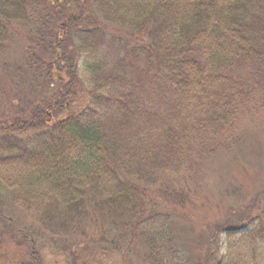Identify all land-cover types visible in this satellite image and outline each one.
Listing matches in <instances>:
<instances>
[{
  "label": "trees",
  "instance_id": "obj_1",
  "mask_svg": "<svg viewBox=\"0 0 264 264\" xmlns=\"http://www.w3.org/2000/svg\"><path fill=\"white\" fill-rule=\"evenodd\" d=\"M18 39L51 92L0 124V264L45 237L68 264H264V197L205 229L178 187L264 109V0H0V58Z\"/></svg>",
  "mask_w": 264,
  "mask_h": 264
},
{
  "label": "rangeland",
  "instance_id": "obj_2",
  "mask_svg": "<svg viewBox=\"0 0 264 264\" xmlns=\"http://www.w3.org/2000/svg\"><path fill=\"white\" fill-rule=\"evenodd\" d=\"M74 38L70 43L71 54L84 61L86 58L79 56V42L75 36ZM18 40L20 42L13 44L8 53L0 58V124L10 121L22 108H29L30 103L38 102L45 93L51 92L49 88L44 87L40 79L35 78L27 65V42ZM80 67L83 84L93 82L89 78L90 74H87L85 64L80 62ZM84 105L85 102H81L74 108L78 110ZM242 125L239 141L233 149L206 161L195 181L187 179L178 185L192 196L189 214L199 228L209 229L216 224H225L223 221L230 219H233L235 226L239 225L245 215L244 208L264 197V109L242 121ZM4 212L12 220L13 216L17 217L16 225L23 229H27L31 224L29 216L21 210L13 212L12 208V211ZM13 223L15 224V220ZM3 231L0 223V233ZM8 236L10 235L7 234L5 238ZM39 242L44 264H68L66 254L59 249L61 242H52L46 237ZM73 247L75 252L80 251L83 255L84 243ZM6 253L9 264H13V258L18 256H24L26 262L32 260L25 248L16 250L13 246V251L8 250ZM202 255L207 258V251H203ZM92 257V264H122L117 256L105 258L94 252ZM86 260L90 261L91 255Z\"/></svg>",
  "mask_w": 264,
  "mask_h": 264
}]
</instances>
